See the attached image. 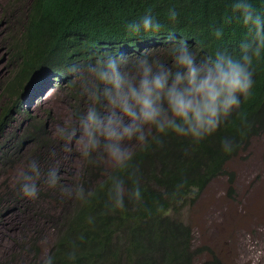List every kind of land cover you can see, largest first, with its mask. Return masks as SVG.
Returning <instances> with one entry per match:
<instances>
[{"label": "trees", "instance_id": "trees-1", "mask_svg": "<svg viewBox=\"0 0 264 264\" xmlns=\"http://www.w3.org/2000/svg\"><path fill=\"white\" fill-rule=\"evenodd\" d=\"M16 4L19 15H7L17 71L0 112V170L24 154L29 166L14 187L0 185V219L16 209L37 216L41 197L59 205V217L47 216L53 241L30 264H195L207 251L209 264H223L194 246L177 216L221 176L232 193L226 166L264 134V0ZM57 83L83 105L89 95L94 127L69 186L59 173L65 163H55L63 144L47 136L46 122L9 134ZM115 150L122 158L106 168Z\"/></svg>", "mask_w": 264, "mask_h": 264}, {"label": "rangeland", "instance_id": "rangeland-1", "mask_svg": "<svg viewBox=\"0 0 264 264\" xmlns=\"http://www.w3.org/2000/svg\"><path fill=\"white\" fill-rule=\"evenodd\" d=\"M17 1L0 0V112L7 103V85L12 83L17 71L9 54V39L16 36L13 30L16 24L7 15L12 12L19 15L21 7L16 3L23 6L28 3V0ZM68 88L60 89L59 83L46 88L39 99L33 100L14 118L9 132L10 136L18 138L30 120L38 118L46 122L47 136L63 144L62 160L58 155L55 163L59 166V161L65 163L59 173L65 175L63 180L67 186L77 184L83 159L94 141V127L86 117L90 97L86 95L83 105L82 100L66 92ZM24 147L31 149L33 146ZM122 155L121 150L108 152L104 166L109 168L117 164ZM25 164L29 166L26 154L20 160H14L9 168L0 170V185L14 187L25 174ZM226 169L234 175L233 192H230L229 177L221 176L177 218L192 228L194 246L208 249L223 264H264V134L255 138ZM37 189L32 187L30 195ZM60 207L65 208V205ZM32 209L36 210L37 216L16 209L0 219V264H30L35 252L45 255L49 249L55 230L47 216L59 217V205L41 197ZM21 246L24 251L19 250ZM210 262L212 256L207 251L196 259L195 264Z\"/></svg>", "mask_w": 264, "mask_h": 264}]
</instances>
